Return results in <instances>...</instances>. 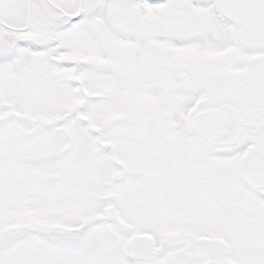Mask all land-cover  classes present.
Here are the masks:
<instances>
[{"label":"rangeland","instance_id":"obj_1","mask_svg":"<svg viewBox=\"0 0 264 264\" xmlns=\"http://www.w3.org/2000/svg\"><path fill=\"white\" fill-rule=\"evenodd\" d=\"M213 3L210 7V0L180 2L179 15L168 18L167 23L172 24L173 29L169 24L165 27L169 26V34L175 36L163 35L159 44L173 51L175 58L171 59V64L175 61V68L169 67L168 62L160 66L161 78L152 76L154 68L147 62H132L130 68L124 70L116 59L109 61L101 57L96 67L83 68L81 81L86 101L67 80L53 82L48 99L26 98L21 91V96L15 100V112L34 118L39 125L27 132L21 129L1 132L0 264H92L93 252L100 253L98 264L101 261L125 264L116 261L115 256L124 255L129 259L133 234L164 237L163 225L167 224L173 227L175 237L183 240L186 232L183 229L191 221L216 228L228 223L221 221L223 219H238L236 210L233 215L228 214L231 206L221 192L222 185L228 182L233 188L231 179L226 174L217 178L212 172L222 169L221 156L232 155L236 161L242 157L246 153L245 143L232 150H211L208 170L209 176H213L212 183L203 188L198 186L197 194L188 202H184L180 194L164 190L168 187L167 181L173 178L176 182L175 177L149 173L148 178L146 171L148 160L165 158L167 145L156 133L157 120L161 132L169 130V138L179 140L176 146L179 153L193 149L192 144L200 153L203 150L200 146L206 143L193 132L186 135L184 131V125L190 126L201 112L198 107L195 113L190 112L188 119L195 102L203 96L202 101L211 99L213 107H221L229 102L218 94L223 89L231 94L227 99L238 100L232 78L229 76L231 81L225 82L227 78L220 76L225 64L224 51L214 43L222 26L211 9ZM183 73L186 79L181 76ZM6 101H0V108L11 106ZM39 104L51 109L42 113L36 107ZM173 107H177L172 113L174 124L167 128L164 113ZM78 114L80 121L75 118ZM5 117L7 119L8 115ZM175 123L179 124L178 129ZM166 137L164 132L161 139ZM146 139L148 144L143 148ZM132 140L136 144H132ZM203 176L198 180L203 181ZM113 180L117 181L115 199L109 194ZM182 191L185 196L189 195L187 190ZM204 197L203 203L208 206L202 214L197 209ZM247 199L250 200L243 203L249 207L239 209L249 211L250 215L253 208L258 209L259 212L255 211L258 214L256 232H264V209L256 206L260 200L255 195L245 194L244 200ZM110 203L130 226L126 238L118 236L105 220ZM204 219L211 221L200 222ZM32 228L39 229L40 235H31ZM58 232L73 237L75 245H78L75 236H79L81 241L77 248L83 247L82 254H78L79 250H68L63 237H57ZM252 232L254 230L249 233ZM158 248H154L153 258L146 264L184 263L179 254L161 262ZM235 250L241 264H264V255L260 252L248 254V249L242 245Z\"/></svg>","mask_w":264,"mask_h":264},{"label":"flooded vegetation","instance_id":"obj_2","mask_svg":"<svg viewBox=\"0 0 264 264\" xmlns=\"http://www.w3.org/2000/svg\"><path fill=\"white\" fill-rule=\"evenodd\" d=\"M186 1L192 0H0V101L7 98L6 102L11 104L0 108V141H3L1 132L5 129L32 130L15 120L6 121L5 116L17 108L15 100L21 96V91L26 98L48 99L53 82L70 80L74 66L80 67V81L83 68L96 67L101 57L109 61L116 59L124 70H128L132 62H147L154 68L152 76L161 78L160 66L168 62L172 68L175 61L171 64V59L175 58V54L159 42L163 35L175 36L169 34V26L165 27V24L173 29L172 24L167 23L168 18L177 17L181 10L179 3ZM212 1L211 9L222 26L214 43L224 51L222 60L225 64L220 76L227 78L225 82L231 81L230 76L237 83L234 87L238 92L237 109L248 127L258 128L264 125V0H210V7ZM150 41L153 43L150 44ZM101 45L103 47L99 48ZM182 77L186 79V74L183 73ZM187 86L192 87L190 82ZM220 95L228 98L231 94L223 89ZM43 105L36 106L42 113L51 109ZM251 105L255 107L251 108ZM176 109L173 107L167 114L164 113L163 121L167 128L174 124L172 113ZM213 109L216 108L211 105ZM159 125L157 120L156 133L159 140L167 145L164 152L166 159L156 157L148 160V178L149 173L172 175L176 182L173 178L167 181L168 187L164 190H187L189 195H183L181 199L188 202L189 197L197 194L198 186L203 188L212 183L213 176H209L211 172L208 170L211 148L201 145L200 150H203L199 153L192 140L188 139L193 149L179 153L176 148L179 140L170 139L169 130L161 132ZM175 128H179L178 123H175ZM164 132L167 137L161 139ZM244 142L246 144L247 140ZM131 143L136 144L133 140ZM147 144L146 139L143 148ZM151 154L148 152V155ZM235 162L233 156L222 157V169L212 172L213 175L217 178L221 174L229 178L236 176ZM155 164L158 166L155 167ZM202 176L204 180H198ZM228 183V196L232 198L228 203L232 206L228 214L233 215L243 201L250 199L244 200L243 192L230 188ZM197 210L200 211V205ZM255 211L259 212L255 208L251 210L250 216L254 215V218L249 219L252 222L258 217ZM244 214L248 215L249 211ZM243 219H223L221 221L228 223L216 228L191 221L183 229L186 231L183 240L175 237L171 225L165 224L164 237H149L154 248L166 242L165 248L169 251L160 259L161 262L179 254L183 257V264H213L214 261L223 263L225 260L227 264H241L235 250L241 245L248 249V254L264 253V232L239 233L236 224ZM123 221L126 223L125 219ZM189 238L196 243L203 240L211 242L200 248L208 255L206 259L187 250ZM100 263L107 264L106 261Z\"/></svg>","mask_w":264,"mask_h":264},{"label":"water","instance_id":"obj_3","mask_svg":"<svg viewBox=\"0 0 264 264\" xmlns=\"http://www.w3.org/2000/svg\"><path fill=\"white\" fill-rule=\"evenodd\" d=\"M73 85H78L79 90L84 95V87L79 84L76 78V72L72 79ZM209 102H204L202 109L205 110ZM19 122L30 127H35L37 122L27 117H19L14 113L11 116ZM192 128L194 132L205 140L211 147L226 148L232 147L239 142L240 137L246 131V125L241 120L238 112L230 107L220 110L211 111L199 115ZM254 141L257 149H253L251 154L243 161L240 166L239 173L241 179L251 189H259L264 191V127L254 135ZM115 182L112 184L114 187ZM106 216L108 220L114 222L122 231H126V226L120 222L119 217L114 208H111ZM199 246L193 241L188 242L191 251L199 253ZM165 244L162 246L160 253L163 256L167 252ZM151 241L147 239L135 238L131 244V259L136 262L144 263L150 259ZM206 257L205 255H202ZM216 264V263H215ZM223 264V263H219Z\"/></svg>","mask_w":264,"mask_h":264}]
</instances>
